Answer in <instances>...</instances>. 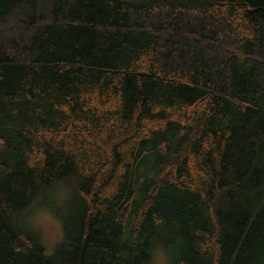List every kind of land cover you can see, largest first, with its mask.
<instances>
[{
	"label": "trees",
	"instance_id": "trees-1",
	"mask_svg": "<svg viewBox=\"0 0 264 264\" xmlns=\"http://www.w3.org/2000/svg\"><path fill=\"white\" fill-rule=\"evenodd\" d=\"M64 184L47 251L27 217ZM157 242L264 264V0H0V264Z\"/></svg>",
	"mask_w": 264,
	"mask_h": 264
},
{
	"label": "clouds",
	"instance_id": "clouds-1",
	"mask_svg": "<svg viewBox=\"0 0 264 264\" xmlns=\"http://www.w3.org/2000/svg\"><path fill=\"white\" fill-rule=\"evenodd\" d=\"M71 200V192L68 185L64 184L55 193V205L64 209ZM27 225L42 238H51L54 241L62 238L63 219L53 209L42 206L39 210L27 217ZM150 264H170L168 253L163 244L157 242L151 251Z\"/></svg>",
	"mask_w": 264,
	"mask_h": 264
},
{
	"label": "rangeland",
	"instance_id": "rangeland-1",
	"mask_svg": "<svg viewBox=\"0 0 264 264\" xmlns=\"http://www.w3.org/2000/svg\"><path fill=\"white\" fill-rule=\"evenodd\" d=\"M38 201H35V203L30 208L32 213L37 211V210H39L42 206H47L48 208L53 209L54 211H56L57 214L61 216L60 209L57 208L56 205H55V196H49V197H47L46 200H43V201H40V202H38ZM31 212L29 214H31ZM36 234H37L38 238L41 240L42 244L47 249V251H50L51 249H53L55 244L59 241V240H55L54 241L50 237L49 238H42L41 234L37 233V232H36Z\"/></svg>",
	"mask_w": 264,
	"mask_h": 264
}]
</instances>
